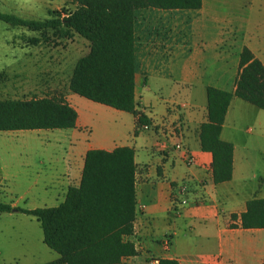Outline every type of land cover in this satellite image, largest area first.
<instances>
[{"label": "crops", "instance_id": "1", "mask_svg": "<svg viewBox=\"0 0 264 264\" xmlns=\"http://www.w3.org/2000/svg\"><path fill=\"white\" fill-rule=\"evenodd\" d=\"M208 6L203 0L199 10L146 8L136 12L135 55L136 61L141 57L144 64V69H137L135 75L136 101L138 111L150 120L151 132L138 131L129 144L126 140L130 128L135 132L137 124L133 114L125 138L120 139L119 133L112 134V130L119 132L117 121L113 124L104 117L102 124L99 119L96 126L92 125L87 104L73 103L71 94L64 97L78 113L73 130L93 127L88 146L66 180L45 185L46 198L50 195L46 188H52V184L58 198L64 193V201L68 188L80 183L89 150H135L137 207L135 235L130 241L135 243L138 255L123 259L121 264H150L159 259H173L180 264H238L249 258L255 264H264V230L241 227V214L246 211L247 202L264 199V124L247 126L243 121L245 111L237 102L239 99L233 98L221 132V139L234 146L233 177L221 184L214 183L213 156L202 151L199 138L200 127L207 122V88L235 90L244 47L263 64L264 60L251 44L243 45L235 54L232 45L223 51V29L214 30L205 19L211 14ZM164 70L169 71V76ZM171 82L178 90L200 87L205 103L195 104L189 113L180 107H165L157 116L146 93L161 95ZM100 107L101 113L109 114L111 108ZM184 107L183 104L181 108ZM117 113L125 123L124 112ZM97 128L102 134L96 132ZM178 143L182 150L175 149ZM187 156L194 160L189 167L185 164ZM185 183L189 187V202L177 207L179 187ZM166 237L171 242L168 250L162 245Z\"/></svg>", "mask_w": 264, "mask_h": 264}, {"label": "trees", "instance_id": "2", "mask_svg": "<svg viewBox=\"0 0 264 264\" xmlns=\"http://www.w3.org/2000/svg\"><path fill=\"white\" fill-rule=\"evenodd\" d=\"M75 9L65 16L50 12L44 21L25 20L0 12V21L29 31L57 36L79 35L89 43L88 52L76 63L70 91L93 103L137 117L135 134L150 125L138 111L135 55L136 12L140 9L199 10L203 0H68ZM207 122L200 127V144L213 156L215 184L233 177L234 146L221 139L225 117L234 97L264 111V64L244 47L233 92L208 87ZM78 113L63 96L0 99V132L71 130ZM135 150H89L84 158L81 180L70 186L64 201L56 207L14 208L0 198V214L17 212L35 218L43 242L58 254L47 264H121L138 255L136 221ZM233 218H236L233 216ZM243 229L264 230V199L253 198L241 214ZM158 264H180L159 259Z\"/></svg>", "mask_w": 264, "mask_h": 264}, {"label": "rangeland", "instance_id": "3", "mask_svg": "<svg viewBox=\"0 0 264 264\" xmlns=\"http://www.w3.org/2000/svg\"><path fill=\"white\" fill-rule=\"evenodd\" d=\"M205 1L211 9V14L205 19L214 30L223 29V51L232 45L235 54L243 45L251 44L264 60V0ZM74 9L68 0H0L1 13L25 20L44 21L50 18L52 11L65 16ZM195 12L190 11V14ZM88 50L89 43L76 34L72 38H64L56 36L52 30L43 34L0 21V99L66 98L71 94L73 103L87 104L92 125L96 126L99 119L102 124L104 117L113 124L117 121L119 132L112 130V134L119 133V138L124 139L133 120L130 113H122L126 116L123 123L115 109H109V114L104 115L99 111L100 105L70 91L74 67ZM136 65L137 69H144L141 57ZM163 72L169 74V71ZM168 86L161 95L146 93L157 116L165 107H180L189 113L195 104L203 105L206 101L200 87L178 90L172 82ZM237 102L245 111L243 121L247 126L252 127L258 122L264 124V111L240 99ZM183 104L185 107L181 108ZM92 127L80 131L0 132L1 201L24 209L60 205L64 193L58 198L51 184L52 188H46L50 191L46 198L45 185L50 182L56 185L66 180L69 170L79 162L80 154L88 146ZM96 132L102 134L98 128ZM134 138V129L130 128L127 143L132 144ZM76 173H79L78 169ZM56 259L58 254L44 244L42 228L35 218L20 212L0 214V264H47ZM242 261L238 264H255L252 258Z\"/></svg>", "mask_w": 264, "mask_h": 264}, {"label": "built area", "instance_id": "4", "mask_svg": "<svg viewBox=\"0 0 264 264\" xmlns=\"http://www.w3.org/2000/svg\"><path fill=\"white\" fill-rule=\"evenodd\" d=\"M142 129L144 131H149V130H151V126L150 125H145V126L142 127ZM175 149L182 150L183 146L180 143L175 144ZM193 163H194V160H193L192 157H190V156L185 157L186 166L189 167ZM188 195H189V187H188V185L186 183L180 185V187H179V199L176 202L177 207L186 206L188 204V202H189L188 201ZM162 245H163L165 250H168L170 245H171L170 239L168 237H166L163 240ZM150 264H158V261L152 260V262Z\"/></svg>", "mask_w": 264, "mask_h": 264}, {"label": "water", "instance_id": "5", "mask_svg": "<svg viewBox=\"0 0 264 264\" xmlns=\"http://www.w3.org/2000/svg\"><path fill=\"white\" fill-rule=\"evenodd\" d=\"M12 212H17V209H13V211Z\"/></svg>", "mask_w": 264, "mask_h": 264}]
</instances>
